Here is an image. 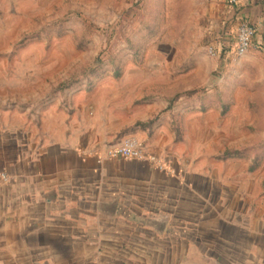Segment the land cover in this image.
Segmentation results:
<instances>
[{
    "label": "crops",
    "instance_id": "1",
    "mask_svg": "<svg viewBox=\"0 0 264 264\" xmlns=\"http://www.w3.org/2000/svg\"><path fill=\"white\" fill-rule=\"evenodd\" d=\"M147 8L162 24L156 34L175 43L170 58L181 57L151 68L190 74L191 97L142 94L146 112L120 133L98 128L83 109L53 121L1 109L0 264H264V159L193 157L153 128L181 107L185 116L228 108L248 71L264 79V0H153ZM244 19L263 24L233 57ZM129 138L145 144L146 158L112 154Z\"/></svg>",
    "mask_w": 264,
    "mask_h": 264
},
{
    "label": "rangeland",
    "instance_id": "2",
    "mask_svg": "<svg viewBox=\"0 0 264 264\" xmlns=\"http://www.w3.org/2000/svg\"><path fill=\"white\" fill-rule=\"evenodd\" d=\"M150 1L0 0V110L53 121L83 109L93 112L87 120L98 128L120 133L146 112L138 103L142 94L191 97L185 89L190 74L172 77L151 68L181 57L170 58L171 36L156 34L162 24L147 8ZM248 73L232 92L233 105L204 116H185L181 107L154 130L186 155L262 161L254 152L264 145V79ZM181 134L183 142L175 143ZM247 147L252 153H228Z\"/></svg>",
    "mask_w": 264,
    "mask_h": 264
},
{
    "label": "built area",
    "instance_id": "3",
    "mask_svg": "<svg viewBox=\"0 0 264 264\" xmlns=\"http://www.w3.org/2000/svg\"><path fill=\"white\" fill-rule=\"evenodd\" d=\"M232 3H237L238 0H229ZM263 24V20H242L235 31V40L230 47V55H241L247 52L253 45V38ZM212 52L219 53L218 49L211 44ZM114 155H122L125 157L146 158L144 144L134 138H129L114 146L111 150Z\"/></svg>",
    "mask_w": 264,
    "mask_h": 264
},
{
    "label": "trees",
    "instance_id": "4",
    "mask_svg": "<svg viewBox=\"0 0 264 264\" xmlns=\"http://www.w3.org/2000/svg\"><path fill=\"white\" fill-rule=\"evenodd\" d=\"M244 20H248V19H244ZM222 57H224V55L222 56ZM246 150H248L247 148H246ZM245 151V150H244ZM257 155H260V156H264V152H263V149L262 148H260L258 151H256L255 152Z\"/></svg>",
    "mask_w": 264,
    "mask_h": 264
}]
</instances>
